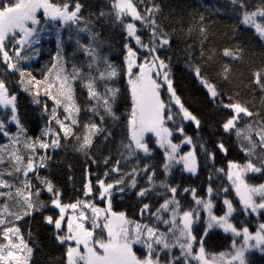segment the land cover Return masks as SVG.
I'll return each instance as SVG.
<instances>
[{
  "label": "trees",
  "instance_id": "trees-1",
  "mask_svg": "<svg viewBox=\"0 0 264 264\" xmlns=\"http://www.w3.org/2000/svg\"><path fill=\"white\" fill-rule=\"evenodd\" d=\"M50 2L57 5L68 3L74 7L76 0H50ZM134 2L137 3L138 10L142 14L146 7L153 6V4L158 6L157 23L170 37V46H167L159 55L168 64L169 78L172 80L176 96L184 108L200 122L199 127L190 120L182 124L194 148L197 166L195 174L185 171L182 162L175 164L170 172L166 173L164 164L166 163L165 148L167 146H159L155 138L150 135L145 137L150 150L149 156L145 157L143 153H140L136 159H125L127 153L124 152L122 146L128 143V121L131 118L132 96L125 63L127 50L124 45L129 43L134 51H137L138 47L132 39H126L127 33L123 25L112 22L107 16L100 17L101 12L110 13L112 11V0H79L82 5L80 18L89 21V27L100 43L101 55L106 56L119 71V75L108 84V87L119 90L112 105V115L105 114L103 109H100V114L104 116L101 121L99 115L89 111L95 105V101L89 102L87 89L83 86L84 82L77 81L74 83V96L80 112L75 116L78 123L73 126L74 135L64 137L63 132L59 131V125L51 119L53 109L56 110V116L60 120H64L68 115L64 112L63 103L57 105L54 99L45 95L48 84L55 80L54 72L49 80L45 77L49 76L48 70L56 62L55 58L58 55L55 39L58 28L63 38L59 56L62 57L66 70L71 72L73 66H76L86 73L88 71L89 58L81 50L80 45L89 43V34H78L76 26L64 28L54 22L46 25L50 27V30L45 34L47 39H43L37 46L40 48L39 55L20 63L22 70L25 73H31V76L25 75L21 78L18 71L8 70L0 54V79L5 80L10 95L16 96L17 115L24 128L25 136L29 140L37 141V159L39 156L46 158V167L38 169L37 174L51 181L59 190L62 206L71 205L77 201L102 204L99 201L98 181L114 183L120 179L118 174L111 172L117 160H120L122 172L129 173L138 166L141 174L137 177V188L126 187L123 193L119 190L114 192L111 197V212L124 213L126 219L134 223L159 224L155 217L149 219L147 214L141 215V208L143 204L148 203L155 212L165 200L171 198L172 194L165 187H161V184L177 187L176 199L181 205L180 213L193 209L200 212L199 220L193 225L192 234L196 237L195 248L200 247V238L204 237V249L207 254L225 252L230 250L234 243L232 236L217 228L211 229L205 236L207 212L200 210V206L197 207L193 199L192 192H185L184 189H195L198 199L202 198L205 201L210 199L211 211L216 215L224 214L227 211L224 201H230L235 210L231 218L232 223L238 229L250 227L253 230L256 227V216L247 215L244 212L227 176L230 162L246 164L249 157L242 150L235 132L225 133L222 128V124L231 116L230 110L223 108L219 102H214L210 98L201 80H207L215 85L216 90L222 93L220 100L224 104L239 102L256 114L257 120H264V92L253 84L254 73L264 72V39H261L254 29L240 23V9L238 5L230 3V0H143V3L135 0ZM243 3L249 11L264 7V0H243ZM38 18L42 23L45 21V18L40 15ZM130 19V17L126 18L125 22H129ZM258 20H264V18H258ZM201 28L204 29L203 33ZM148 31L150 30L139 33L149 39ZM77 40L80 41V45L77 44ZM225 49L232 50L239 58L232 60L230 57H224ZM9 53L14 55L11 51ZM225 66L230 69L227 79H224ZM197 67L201 70V77H197L195 73ZM29 80L32 81L31 85L27 84ZM36 81H40V84H36ZM25 87L28 90H25ZM51 91L54 95L56 94L55 88ZM98 91L102 93L104 85H99ZM168 95L162 96L165 101L169 99ZM37 99L39 103L35 102ZM168 105H171L173 112L176 111L174 104ZM10 116V108L0 106V119L5 121L7 131L15 135L17 128L14 122L9 123ZM89 123H96L99 127L107 129V132L93 136L92 145L88 152L84 153L78 151V148L86 131L84 125ZM249 123L253 121L243 118L237 126L243 129ZM49 129V135H43ZM56 134L59 136L60 146L58 148L41 149L38 147L41 138L43 142L51 143V139L55 138ZM78 138H80L79 142ZM253 139L258 138L254 136ZM171 140L172 143L180 145L181 151L191 148L182 143V135L177 132ZM6 143H8L7 138L0 134V144ZM221 143L226 151L220 150ZM201 145L204 147L202 148ZM204 148L211 155L205 154ZM20 150L25 155L26 163L28 153L22 145ZM260 156H264V153L257 150L256 155L252 157L257 166H260V161L256 157ZM145 165L150 166L149 175L155 173L156 187L154 191L149 192L146 198L141 199L135 193L141 188L152 187L147 181V176L142 172ZM5 167L7 169L9 166L5 165ZM106 172L108 176H105ZM35 176L36 174H30L32 183L43 189L39 200L45 207L33 211L31 215L16 222L25 242L33 250L29 264H67V243L62 244L57 239V235L63 234V227L57 230L54 223L49 224L45 219L49 216L53 219L58 218L60 209L52 204V194L46 191L45 186L38 183ZM89 181L92 184V193L85 196L84 185ZM246 181L252 186H259L264 184V174L249 173ZM209 187L213 190L211 195L208 193ZM11 210L20 211L14 205ZM169 215L164 214V219ZM259 216V221H263L264 214ZM159 229L165 230V226L159 224ZM134 250L139 251V248H134ZM252 253H248L250 264H264L263 255L257 256ZM173 257H180L179 248H172L170 252L163 251L160 255V264L168 263ZM183 262L182 259L181 264H184Z\"/></svg>",
  "mask_w": 264,
  "mask_h": 264
},
{
  "label": "snow or ice",
  "instance_id": "snow-or-ice-1",
  "mask_svg": "<svg viewBox=\"0 0 264 264\" xmlns=\"http://www.w3.org/2000/svg\"><path fill=\"white\" fill-rule=\"evenodd\" d=\"M139 2L143 3V0H139ZM230 3L239 7L240 23L245 27L254 29L259 37L264 39V20H258V18H264V7L249 11L243 0H230ZM41 9L45 17L43 23L37 15ZM81 9L82 5L79 0H76L74 7L68 3L57 5L50 2V0H0V54L3 56L7 69L13 72L18 71L21 78L25 75L31 76V73H25L22 70L20 63L39 55L40 48L37 46L40 45L43 39H47L45 34L49 32L50 27L46 25H50V22L59 24L64 28L76 26L78 34H89L87 45H80V41L77 40V44L80 45L81 50L89 58L87 73L76 66H73L71 72L66 70L62 57L59 56L63 38L58 28L55 36L58 55L55 58L56 62L48 70L49 76L45 77L46 80H49L51 74L55 73V80L48 84L45 95L54 99L57 105L63 103L64 112L68 113L64 120H60L56 116L55 109L51 114V119L59 125V131L63 132L66 138L74 135L73 126L78 123L75 116L80 112V108L75 102V82H84L83 86L87 89L89 102L95 101V105L89 111L99 115L101 121H103L104 116L100 114V109H103L105 114L112 115V105L119 91L108 87L109 82H112L119 75V71L114 64L109 62L106 56L101 55L99 51L100 43L96 35L92 33L89 21L80 18ZM111 9L110 13L101 12L100 17L107 16L112 22L123 25L127 33L126 39L135 41L138 46L137 51L141 49L147 51L144 63L138 64L136 63L137 51H134L129 43L124 45L127 50L125 63L129 75L128 83L131 86L133 100L132 115L128 121V143L122 146L124 152L127 153L125 159H136L140 156V153H143L145 157L150 155L149 147L145 142V133L151 132L155 134L157 143L161 147L167 146L165 148L166 163L164 164L166 173L170 172L175 164L182 162L185 171L195 174L197 170L195 153L189 151L184 155H179L180 145L172 143L170 138L173 136V131L165 127L166 120L175 122L177 114L172 112L171 105L166 106L160 99L159 89L161 84L157 82L160 77L167 83L168 92L175 104L179 105V112L182 113L183 120L194 121L197 127H199L200 122L184 108L180 99L176 96L172 87V80L169 78L168 64L159 55L167 46H170V37L157 23L158 6L153 4V6L146 7L142 14L134 0H112ZM128 17L131 18L130 21L125 22ZM201 19L203 18L201 17ZM137 22H139V28ZM81 25L84 26L81 27ZM146 30H150L148 31L149 39L147 43L138 34V32L143 33ZM201 32H204L203 28H201ZM8 45H11V52L14 55H10ZM223 56L230 57L232 60L239 58L232 50L228 49L224 50ZM134 66L139 68V73L133 77ZM229 70L227 66L224 67V79H227ZM195 73L197 77L202 76L199 67L195 69ZM153 76L157 79H154ZM201 82L207 88L210 98L214 102H219L223 108L230 110L231 116L222 124V128L225 133L235 132L242 150L249 157L248 162L242 169L238 164L229 163L228 179L232 181L245 212L250 210L251 213H256L258 210H264V184L257 187L250 186L244 182L242 175L243 172L264 174V156L256 157L260 161V166H257L252 160L257 150L264 153V120H257L256 114L239 102L224 104L220 100L222 93L216 90L215 85L203 79ZM21 83H24L23 79ZM31 83V80L27 81L28 85H31ZM36 84H40V81H36ZM101 84L104 85L102 93L98 91V86ZM253 84L261 92H264V72L257 71L254 73ZM53 88L56 89L55 95L51 91ZM25 90H28L27 87H25ZM35 102L39 103V100L37 99ZM0 106L10 107L9 123L14 122L17 128L15 135L10 134L6 129L5 121L0 119V134L8 140V143L0 144V239L5 241V243H0V264H29L33 250L25 242L16 222L21 221L25 216L31 215L33 211L45 207L39 200L43 189L32 183L30 174H36L35 178L38 183L45 186L46 191L52 194V204L60 209L59 218L45 217L47 223H54L55 228L60 230L64 220L65 208L79 209V215L75 219L68 217L67 235H57V239L62 244L69 241L75 243L74 247L69 245L66 250L67 264H160L161 252L164 250L170 252L174 247L180 248L181 256L173 257L168 261V264H181L182 259L184 264H191V260L199 261L200 264H210L204 249V237L200 238L198 254L193 255V245L196 241V237L192 234L193 224L199 220L200 212L193 209L183 211L180 215L181 205L176 199L177 187L161 184V187H165L172 194L171 198L165 200L155 212L152 211V206L148 203L143 204L141 208V215L147 214L149 219L155 217L159 224L167 226L166 232L159 230V224H133L132 221L126 219L124 213L111 212V197L116 190L123 193L126 187L132 189L138 187L137 177L141 174L138 171V166L134 167L131 172L124 173L120 168L121 161L117 160L111 172L118 174L120 179L114 183H106L104 180L98 181L101 198L106 195L109 197L108 209L97 208L95 205L83 201L62 206L59 190L55 188L51 181L41 178L37 174L38 169L46 167V158L45 156H39L37 159V141L29 140L25 136L24 128L17 115L16 96L10 95L4 79H0ZM166 109L167 115L165 116ZM243 118H248L253 123H249L241 129L237 125ZM84 128L86 131L82 137V142L79 143L78 151L87 153L93 143V136L107 132V129L99 127L96 123L85 124ZM176 131L181 135L184 133L183 127L176 129ZM49 132L50 129L45 131L43 135H49ZM254 136L258 139H253ZM105 138L107 139V137ZM79 140L80 138H78V142ZM191 142V138L188 137H185L182 141L186 144ZM21 145L28 153L26 163L25 155L20 150ZM59 146L58 134L51 139V143L43 142L41 138L38 144L41 149H55ZM201 147L204 146L201 145ZM219 148L226 151L223 143L219 145ZM204 152L211 155L206 148H204ZM105 163L107 164L108 161L106 160ZM5 165L9 167L6 169ZM149 167L145 165L142 172L147 176V181L152 187L141 188L135 193L141 199L146 198L149 192L154 191L156 187L154 183L155 173L149 175ZM233 169L241 170L233 172ZM105 176H108L107 172ZM129 180L130 183H128ZM84 188L85 196L92 193L90 181L85 183ZM184 191H191L197 207L202 205L203 210L208 212L207 226L204 229L205 236L211 229L219 227L225 232H232L234 236L242 235L243 237V243L239 247L233 243L232 252L221 253L219 257L213 256L212 261L219 260L222 264L225 261L226 264H250L248 259L250 251L256 249L264 253V223L259 225L254 234L250 233L247 227L243 228L242 231H238L233 224L229 223V217L235 211L230 201H224L227 205V212L223 216L217 217L211 212L212 203L210 199L208 201L202 198L198 199L195 189H184ZM212 191V188L209 187V195ZM257 197L260 200L259 203L255 199ZM13 205L20 211H12L11 207ZM89 209L92 214L93 229L101 228L98 221L101 214L104 213L103 219L105 222L102 228L107 230V242L96 240L93 231H89L85 227L84 221L89 219L86 214ZM166 213L170 214L169 219H164ZM134 244H143L147 249L148 255L145 259L140 260L135 256L133 253ZM81 246H83V252ZM97 247L102 252L98 251ZM189 257L191 260L188 259Z\"/></svg>",
  "mask_w": 264,
  "mask_h": 264
},
{
  "label": "rangeland",
  "instance_id": "rangeland-1",
  "mask_svg": "<svg viewBox=\"0 0 264 264\" xmlns=\"http://www.w3.org/2000/svg\"><path fill=\"white\" fill-rule=\"evenodd\" d=\"M134 1H135V0H134ZM37 15H38V17H39V15H40V17L45 18L42 9L38 11ZM137 27L139 28L140 25H137ZM138 34H140V33L138 32ZM140 35H141L142 40H144V41L147 43V42H148L147 37H144L143 34H140ZM133 41H134V40H133ZM134 42H135V41H134ZM135 46L138 47L136 44H135ZM8 48H9L8 50H9V52H10V51H11V45H8ZM146 55H147V51H146V50L141 49V50L137 51L136 63H138V64H139V63H144ZM138 73H139V68H136V67L134 66V68H133V77H134L135 75H137ZM153 78H154V79H157V77H155V76H153ZM128 79H129V75H128ZM157 82H158L159 84H161V88L159 89V94H160V99H161V101L164 102L166 106H168V104H174V105H175V108H176V111H175V112H173V108H171V109H172V112L175 113V114H177V115H176V120H175V122H173V121H167V120H166V122H165V127L169 128L170 131H173V136H174V133L177 132L176 129L182 127V124H183L184 122H188V121L183 120V118H182V113L179 112V105H176V104H175L174 100L171 98V94L168 92V86H167V83L163 81V78H162V77L158 78V79H157ZM129 88H130V92H131V86H130V85H129ZM165 88H166V89H165ZM168 94H169V95H168ZM167 95L169 96V99H167V100L165 101L164 97H162V96H167ZM1 107H3V106H1ZM3 108H4V107H3ZM9 108H10V107H9ZM6 109H8V108H6ZM132 110H133V100H132ZM131 115H132V111H131ZM166 115H167V109H166V112H165V116H166ZM177 133H178V132H177ZM148 135H150L151 137L155 138V140L157 141V137L155 136L154 133H151V132H147V133H145V137L148 136ZM173 136H172V137H173ZM172 137H171L170 139H172ZM185 137L190 138V137H189L187 134H185V132H184L183 135H182V140H181V141H183V140L185 139ZM45 142H47V141H45ZM157 144H158V143H157ZM183 144H186V143H183ZM158 145H159V144H158ZM186 145H189L191 148H189V149L186 150V151H181L180 148H179V150H178V151H179V155H184V154L188 153L189 151L194 152V148H193V146H192V142H191V143H187ZM159 146H160V145H159ZM165 147H166V146H165ZM235 164H237V163H235ZM238 165H240V166H241V169H242L243 166H244L245 164H238ZM241 169H233L232 171H233V172H236V171H240ZM249 173H251V172H243V173H242V175H243V179H244V182L247 183L248 185H250V184L246 181V177H247V175H249ZM230 183L232 184V181H230ZM232 186H233V185H232ZM250 186H252V185H250ZM253 187H255V186H253ZM256 187H257V186H256ZM233 190H234L235 196H236V197L238 198V200H239L240 206H241L242 209L244 210L243 205H242L241 202H240V198H239V196L237 195L236 190H235L234 187H233ZM255 199L257 200L258 203L260 202V200H259L258 197L255 198ZM99 201H100L102 204H100V203H99V204H96V203H92V202H87V203L92 204V205H95L97 208L108 209V205H109V197H108L107 195H106L105 197H103V198H101V196H99ZM200 210H203V206H202V205L200 206ZM204 211H205V210H204ZM206 212H207V211H206ZM211 212H212L213 215L219 217V216H223L227 211H226L224 214H221V215H216V214L213 213V211H211ZM244 212H245V211H244ZM234 213H235V211L233 212V214H234ZM245 213H246L247 215H249V214H253V215L256 216V219H257L256 227H255L253 230H251L250 227H247V228L249 229V232L252 233V234H254V233L258 230L259 225L262 224V223H264V220H263V221H259V218H260L259 215L262 214V213L264 214V210H258V212H256V213H251V211L248 210V211L245 212ZM86 214L89 216V219L86 220V221H84V225H85V227H86L89 231H93V235H94V238H95L96 240H104L105 242H107V240H108L107 230H105V229L102 228V225H103V223L105 222L104 219H103V217H104V213L101 214V217H100V219H99V221H98V223L101 225V228H97V229H93V228H92V214H91L90 209L87 210V213H86ZM233 214H232V216H233ZM78 215H79V209H77V210H73V209L70 208V207L65 208L64 220L62 221L63 234H62L61 236H65V235H67V232H68V228H67L68 217H73V218L75 219V217L78 216ZM180 215H182V213H180ZM232 216L229 217V223H231V224H233L232 221H231ZM59 217H60V216H59ZM59 217H58V218H59ZM169 218H170V215H169L166 219H169ZM205 219H206V221L208 220V212H207V214H206V216H205ZM133 224H136V223L133 222ZM139 224H141V223H139ZM194 224H196V222H195ZM194 224H193V225H194ZM142 225H143V224H142ZM164 226H165V230H160V229H159V230H160V231H165V232H166V231H167V226H166V225H164ZM233 226L236 227L234 224H233ZM215 228L220 229V230H222L223 232H225L222 228H219V227H215ZM243 228H245V227H243ZM243 228H241V229H238V228H237V230H238V231H242ZM225 233H226V234H229V235L232 236V238H233V240H234V243H235V245H236L237 247H239V246L243 243V237H242V235H241V236H234V234H233L232 232H230V231H229V232H225ZM172 240H173V242H174V237L172 238ZM17 242H18V241H17ZM0 243H5V241L1 240ZM66 243H67V248H68L69 245H71V246H73V247L75 246L74 241H69V242H66ZM232 246H233V244H232ZM134 248H139V251H135ZM174 248H177V249H178L179 247H174ZM199 248H200V247H198V248L196 247V248H195V245H193V255H197V254H198V252H199ZM179 249H180V248H179ZM97 250L100 251V252H102V250L99 249L98 247H97ZM81 251L83 252V246H81ZM158 251H159V249H158ZM164 251H168V250H164ZM232 251H233V249H232V247H231L230 250H227V251L222 252V253H230V252H232ZM251 252H253V253H252L253 255H257V256H259V255H263V256H264V253H261L259 250H256V249L250 251L249 253H251ZM133 253H134L135 256H136L138 259H140V260L145 259V257L148 255L147 249L143 246V244H134V245H133ZM161 253H162V252H161ZM220 254H221V253H216V254H214V253H212V254H207V253H206V257L209 259L210 264H222V262H220L219 260H217V261H212V260H211V258H212L213 256L219 257ZM180 256H181V250H180ZM188 259L191 260L190 257H189ZM192 262H194V263H196V264H200V262H199V261H196V260H191V263H192ZM183 263H184V262H183ZM163 264H168V263H163ZM223 264H226V261L223 262Z\"/></svg>",
  "mask_w": 264,
  "mask_h": 264
}]
</instances>
